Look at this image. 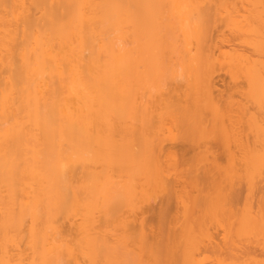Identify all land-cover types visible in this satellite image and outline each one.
I'll list each match as a JSON object with an SVG mask.
<instances>
[{"label":"bare ground","instance_id":"obj_1","mask_svg":"<svg viewBox=\"0 0 264 264\" xmlns=\"http://www.w3.org/2000/svg\"><path fill=\"white\" fill-rule=\"evenodd\" d=\"M262 146L264 0H0V264H264Z\"/></svg>","mask_w":264,"mask_h":264},{"label":"rangeland","instance_id":"obj_2","mask_svg":"<svg viewBox=\"0 0 264 264\" xmlns=\"http://www.w3.org/2000/svg\"><path fill=\"white\" fill-rule=\"evenodd\" d=\"M153 207H156L157 205H158V200H156V201H154V202H152V204H151Z\"/></svg>","mask_w":264,"mask_h":264},{"label":"snow or ice","instance_id":"obj_3","mask_svg":"<svg viewBox=\"0 0 264 264\" xmlns=\"http://www.w3.org/2000/svg\"><path fill=\"white\" fill-rule=\"evenodd\" d=\"M262 154H264V146H262Z\"/></svg>","mask_w":264,"mask_h":264}]
</instances>
